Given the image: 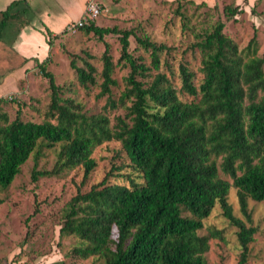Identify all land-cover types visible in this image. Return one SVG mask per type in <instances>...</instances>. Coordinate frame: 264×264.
<instances>
[{
  "label": "trees",
  "instance_id": "1",
  "mask_svg": "<svg viewBox=\"0 0 264 264\" xmlns=\"http://www.w3.org/2000/svg\"><path fill=\"white\" fill-rule=\"evenodd\" d=\"M17 3L0 12V40ZM240 11L239 6L224 7L228 20ZM225 27L226 21L219 18L195 32L192 47L201 54V66L194 70L180 63V88L162 70L164 64L171 70L162 56L172 46L133 29L100 26L96 20L81 27L102 40L110 33L120 36L122 52L116 64L124 61L130 68L124 90L114 95L119 83L108 42L101 71L88 52L86 57L71 53L80 84L87 89L99 85L97 97L106 98L99 112L90 113L76 98L64 96L65 86L47 70L46 60L38 61L51 91L44 121L23 120L21 108L11 120L3 110L8 99L0 98V186L9 187L31 156L34 182L82 167L85 184L98 166L97 147L117 140L125 161L113 165L90 190H79L64 210L60 235L79 239L72 255L103 259L95 264H209L205 253L210 235L199 231L219 204L238 228V264H248L257 228L234 214L228 195L235 186L240 210L250 221L249 198L264 201V55H258L257 35L240 49ZM45 33L51 45L53 35L48 29ZM132 35L149 52L150 63L131 52ZM200 72L203 77L196 83ZM180 90L193 99L183 100ZM121 108L125 113L116 115L113 124L111 112ZM56 146L54 167L38 169L45 150ZM212 234L222 237L221 231Z\"/></svg>",
  "mask_w": 264,
  "mask_h": 264
},
{
  "label": "rangeland",
  "instance_id": "2",
  "mask_svg": "<svg viewBox=\"0 0 264 264\" xmlns=\"http://www.w3.org/2000/svg\"><path fill=\"white\" fill-rule=\"evenodd\" d=\"M104 6V12L96 19V23L104 27L117 26L121 29H133L137 35H147L156 42H165L172 46V51L164 53L163 60H167L170 68L164 64L162 70L172 79L174 85L181 86L179 65L187 63L192 69L201 66V54L192 47L196 41L195 32L204 27H211L219 18L226 21L224 32L235 40L240 49L245 48L249 41L257 35L259 42L258 55H264V0H122ZM195 1L196 3H192ZM205 2L206 5H201ZM226 5L239 6L240 12L232 19H226L224 7ZM182 13L186 16L183 21ZM16 20V19H15ZM9 20L2 32L0 41V80L8 71V42L13 40L16 21ZM64 32V31H63ZM52 36V44L42 61L46 60V68L51 71L58 84L65 86L64 96L76 98L82 102L90 113L99 112L106 103V98H98L100 86L95 85L87 89L80 84L76 70L71 66V53L90 59L102 70V55L105 43L108 42L115 64L118 62L122 45L118 34H106L100 39L94 33H87L79 29L71 33ZM47 40L49 39L46 35ZM130 50L138 57H143L150 63L149 52L141 47L135 35L130 37ZM37 59V60H36ZM32 71L19 82V89L5 95L8 99L3 110L9 114L11 120L17 116L21 108V118L25 121L42 122L51 101L49 79L44 76L38 66L39 58H30ZM40 61V62H42ZM77 63L83 65V60ZM116 64L114 76L118 85L113 88L118 97L125 88V77L130 68ZM30 69V70H31ZM29 70V71H30ZM156 71H153L155 73ZM203 75L200 72L196 83H200ZM101 81V77L99 78ZM183 100H191L193 96L180 90ZM11 97V98H10ZM125 109L111 112L112 123L116 115H123ZM59 146L45 150L39 159L38 169H52L57 161ZM94 157L98 161L97 168L91 174L87 183L83 184V169L76 167L65 170L59 175L42 176L38 181L32 180V170L35 159L31 156L23 165L21 172L12 184L0 186V264H95L103 263V259L90 257L83 259L71 254V250L78 243L74 235L62 237L60 229L63 225L64 210L71 198L79 190L88 191L95 183L100 182L111 172L113 165H120L126 159L122 143L117 140L108 141L97 147ZM221 162V158H219ZM221 176L233 179L220 170ZM228 199L234 214L257 228L253 241L250 243V257L248 264H264V201L249 198L251 221L240 210L237 188L231 186ZM221 231L222 237L211 233ZM238 228L231 224L223 215V210L217 204L211 214L204 219V227L199 231L201 235H210V248L205 253L209 264H238L241 248L237 237Z\"/></svg>",
  "mask_w": 264,
  "mask_h": 264
},
{
  "label": "crops",
  "instance_id": "3",
  "mask_svg": "<svg viewBox=\"0 0 264 264\" xmlns=\"http://www.w3.org/2000/svg\"><path fill=\"white\" fill-rule=\"evenodd\" d=\"M16 1L19 3L13 7L14 15L9 18L17 20L16 30L13 40L8 42V62H2V66H7L8 71L0 80V98L18 90L19 82L32 71V60L28 59L34 57L42 61L44 54H47L50 46L46 29L52 35L65 31L70 23L84 16L91 0H0V12ZM96 1L105 7L109 4L105 0Z\"/></svg>",
  "mask_w": 264,
  "mask_h": 264
},
{
  "label": "built area",
  "instance_id": "4",
  "mask_svg": "<svg viewBox=\"0 0 264 264\" xmlns=\"http://www.w3.org/2000/svg\"><path fill=\"white\" fill-rule=\"evenodd\" d=\"M102 13L103 8L101 4L98 3L96 0H91L86 6L84 16L81 19L70 23L67 29L71 33H76L79 29H81V27L88 24L90 21L96 20Z\"/></svg>",
  "mask_w": 264,
  "mask_h": 264
}]
</instances>
